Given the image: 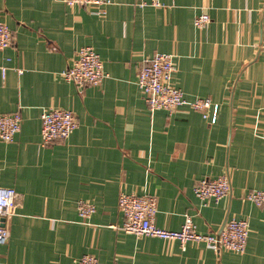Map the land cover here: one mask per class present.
<instances>
[{
    "label": "crops",
    "instance_id": "1",
    "mask_svg": "<svg viewBox=\"0 0 264 264\" xmlns=\"http://www.w3.org/2000/svg\"><path fill=\"white\" fill-rule=\"evenodd\" d=\"M105 1L0 0L13 35L0 52V115H21L14 140L0 141V190L16 194L14 213L2 218L9 239L0 264H73L84 255L99 264H264V208L244 198L264 190V0H161V8ZM202 14L210 21L199 29ZM83 46L97 52L107 77L79 93L61 73ZM156 53L173 56L172 84L185 100L211 101L207 117L148 109L135 81ZM50 108L71 111L78 127L42 146L40 117ZM222 175L226 198L193 194L198 181ZM121 193L153 195L155 224L171 231L186 216L199 234L245 220L246 249L217 254L124 233ZM81 200L95 207L85 222Z\"/></svg>",
    "mask_w": 264,
    "mask_h": 264
},
{
    "label": "built area",
    "instance_id": "2",
    "mask_svg": "<svg viewBox=\"0 0 264 264\" xmlns=\"http://www.w3.org/2000/svg\"><path fill=\"white\" fill-rule=\"evenodd\" d=\"M69 7H102L105 0H60ZM140 7L161 8V0L140 2ZM102 13V10H99ZM208 15L202 14L195 18L194 26L203 28L209 23ZM11 30L0 18V52L12 46ZM264 49V46H262ZM5 68L1 69L4 77ZM174 72L173 56L171 54L156 53L146 63L142 64L136 76V85L140 89L143 101L150 111L159 109L173 113L179 107H186L207 117L206 111L211 108L209 99L187 101L181 90L172 84ZM63 79L74 85L81 93L86 87H97L107 77L103 62L97 52L90 46L80 47L70 66L61 73ZM41 145L47 146L56 140H66L77 129L78 122L75 115L68 110L50 108L41 114ZM214 119V118H213ZM21 128V115L12 113L0 115V141L10 143ZM193 194L202 201L213 199L219 201L230 194V183L226 175L216 179H202L193 187ZM15 191L13 189L0 190V245L8 242L9 231L4 226L2 218L11 216L16 209ZM244 198L256 207L264 208V190H250ZM118 210L122 215V223L118 227L122 232L135 236L158 238L162 241H178L184 246L186 243L203 244L206 248L219 254L228 251L241 254L245 251L249 236L248 222L235 218L226 219L222 225L211 234L196 232L192 219L186 216L179 230L171 231L156 226L157 213L156 198L150 194L137 195L121 193L118 197ZM95 207L89 201H78L77 213L81 221L91 218ZM73 264H99L92 255H84Z\"/></svg>",
    "mask_w": 264,
    "mask_h": 264
}]
</instances>
